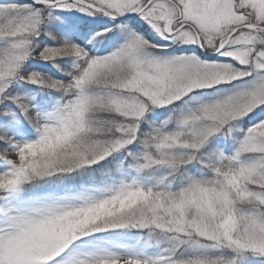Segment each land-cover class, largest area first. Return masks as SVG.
I'll list each match as a JSON object with an SVG mask.
<instances>
[{
  "label": "snow or ice",
  "instance_id": "1",
  "mask_svg": "<svg viewBox=\"0 0 264 264\" xmlns=\"http://www.w3.org/2000/svg\"><path fill=\"white\" fill-rule=\"evenodd\" d=\"M0 264H264V0H0Z\"/></svg>",
  "mask_w": 264,
  "mask_h": 264
}]
</instances>
